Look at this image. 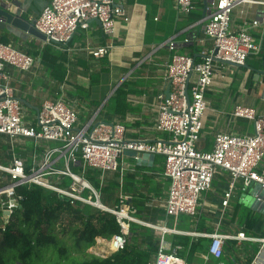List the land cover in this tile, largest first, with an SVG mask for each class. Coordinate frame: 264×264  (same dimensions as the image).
<instances>
[{
  "label": "crops",
  "instance_id": "0c3cea01",
  "mask_svg": "<svg viewBox=\"0 0 264 264\" xmlns=\"http://www.w3.org/2000/svg\"><path fill=\"white\" fill-rule=\"evenodd\" d=\"M50 1L0 0V9L14 17L9 20L0 15V41L36 59L29 71L6 66L28 122H36L45 99L63 98L77 109L80 124L93 119L123 124L126 141L155 142L169 137L168 133L156 128L159 95L167 94L170 88L167 63L174 52L191 55L199 61L203 51L213 47V40L199 23L209 0H194L196 8L190 15L179 11L176 0H115L125 9L130 21L126 23L120 19L112 39L104 35L101 25L95 21L81 25L66 45L67 50L45 44L42 37L28 28ZM263 16L264 0L240 3L232 13L231 28L237 30L248 23L260 50L252 53L241 67L215 61L214 83L206 94L209 109L203 116L199 141L202 149L212 148L217 132H254L252 121L232 116L236 104L254 107L264 114V21H260ZM255 20L260 22L254 25ZM171 37L177 40L174 51L158 47ZM187 37L189 42L184 41ZM108 41L114 44L108 55L94 57L85 49L87 45L97 47ZM60 64L65 67L62 79L56 77L54 70L55 65ZM41 152L42 148L36 147L31 140L12 141L0 136V163L4 165H10L14 155L31 164L33 154ZM164 163L165 157L161 154L141 156L138 160L125 151L119 158V168L107 173L106 181H118L119 185L112 190L115 195L106 202L102 198V203L112 209H117L122 202L128 205L130 220L127 221L126 239L132 240L134 233L138 237L136 241L142 244L147 235H155L160 246L161 231L149 225L161 226L166 222L178 230L164 235L167 251L172 252L180 246L177 254L189 262L190 248L174 245L172 236L189 237L191 243L205 240L208 251L211 238L194 233L217 230L236 235L243 231L251 237H264V211L250 208L244 213L242 207L247 203L249 191L255 192L253 186L244 189L243 181L238 180L229 206H223V197L232 183L231 175L223 170L216 172L211 188L202 194L196 215L183 214L177 220L167 217L165 201L170 179L164 174ZM110 240L99 237L97 248L101 249L100 244L105 242L109 248ZM261 246L257 241L228 239L220 259H213L208 252H199L192 263L251 264Z\"/></svg>",
  "mask_w": 264,
  "mask_h": 264
},
{
  "label": "built area",
  "instance_id": "2783aa9c",
  "mask_svg": "<svg viewBox=\"0 0 264 264\" xmlns=\"http://www.w3.org/2000/svg\"><path fill=\"white\" fill-rule=\"evenodd\" d=\"M253 3L255 0H209L206 13L200 20L204 32L213 40V47L203 51L202 59L174 52L167 63V79L170 94L159 95V108L156 128L169 137L155 142H134L125 140V126L93 119L79 123L77 109L63 98L45 99L39 108L36 122H28L23 113L20 99L11 84L6 66L21 71H29L36 63L35 57L0 41V136L31 140L42 148L34 153L31 164L14 155L10 165L0 163V209L3 219H9L23 199L21 187L32 189L35 185L51 189L67 197L71 203L79 201L116 215L122 233L111 238L109 249L115 253L125 249L126 234L130 219L128 205L122 202L117 209L102 203V191L87 177L88 169L99 171L103 185L108 172L119 168V158L126 150H135L164 155V174L170 179L168 196L165 201L167 217L197 214L200 198L208 191L218 170L231 175L232 183L225 193L222 204L228 207L238 180L244 189L252 186L259 201V211H264V114L256 108L236 104L232 116L253 122L254 132L247 134L217 132L210 150L199 147L203 116L209 109L207 91L214 83L215 61L229 60L245 65L248 57L260 50L248 23L240 29L231 28L234 9L240 3ZM179 11L190 15L195 7L194 0H176ZM98 18L104 35L112 39L117 31V22L126 23L130 17L115 0H51L39 17L35 27L46 36L45 44L61 50L81 25ZM264 21V16L260 21ZM259 20L254 21L257 25ZM185 42H189L187 37ZM112 41L85 49L94 57L111 53ZM174 51L177 40L174 37L158 45ZM264 96V95H263ZM80 166L79 172L74 170ZM63 178L70 179L69 185ZM243 189V190H244ZM159 229L162 239L155 258L149 264H196L177 254L180 246L167 251L166 233H176L177 228L166 222ZM211 238L208 254L220 259L225 252L228 239L257 241L262 244L258 256L251 264H264V237L255 238L245 232L236 235L214 231L198 234ZM207 257V260L209 259ZM203 264H211L205 262Z\"/></svg>",
  "mask_w": 264,
  "mask_h": 264
},
{
  "label": "trees",
  "instance_id": "16d2710c",
  "mask_svg": "<svg viewBox=\"0 0 264 264\" xmlns=\"http://www.w3.org/2000/svg\"><path fill=\"white\" fill-rule=\"evenodd\" d=\"M54 70L57 78L65 76L64 65H55ZM74 170L79 172L81 167L77 165ZM99 174L88 169L86 177L101 187L106 202L115 195L112 190L118 188L119 182L105 179L101 186ZM69 183L70 179L63 178L64 185ZM21 191L23 199L4 226H0V264H149L157 255L155 235H147L146 243L141 244L134 233L132 240L127 239L125 249L111 255L89 251L99 237L111 239L122 233L115 214L79 201L71 203L67 197L41 186L21 187ZM59 226H63L61 231ZM171 239L174 245L190 248L189 262L197 253L208 252L205 240L191 243L189 237L178 235Z\"/></svg>",
  "mask_w": 264,
  "mask_h": 264
},
{
  "label": "water",
  "instance_id": "95a60500",
  "mask_svg": "<svg viewBox=\"0 0 264 264\" xmlns=\"http://www.w3.org/2000/svg\"><path fill=\"white\" fill-rule=\"evenodd\" d=\"M0 15L8 18L9 20L11 18H14L10 13H8L6 10L4 9H0ZM92 21H95L97 22L99 25H101V21L98 19V18H95V19H91L89 20L88 22H92ZM28 28H30V32L39 36V37H42L44 40L46 39V36L41 33L39 30L36 29L35 27V24H31L28 26ZM218 61L220 62H223V63H226V64H230V65H234V66H245V65H240V64H237V63H234L232 61H229V60H221V59H218ZM170 94V88L168 89L167 91V95ZM128 142V141H127ZM134 142H142V140H135ZM127 153H131L133 156L137 157V159L139 160V158L142 156L143 158H147L149 157V154L148 153H144V152H138V151H135V150H126ZM256 189L258 188V186L255 187ZM254 188V190H256ZM251 196L249 198H247V204L249 205V208L253 209V210H256L259 208V201L257 200L256 196H255V192L254 191H249V193ZM247 194V195H248Z\"/></svg>",
  "mask_w": 264,
  "mask_h": 264
},
{
  "label": "rangeland",
  "instance_id": "374dc122",
  "mask_svg": "<svg viewBox=\"0 0 264 264\" xmlns=\"http://www.w3.org/2000/svg\"><path fill=\"white\" fill-rule=\"evenodd\" d=\"M250 196L251 195L248 194L247 195V198H249ZM242 207L245 209L244 210V213H246L247 211H250L249 210L250 209L249 208V205L246 202H245V205H242ZM2 216H3V213H2V211L0 209V226H4V223L9 220V219H3ZM57 229L59 231H61L63 229V226H59ZM59 235H60V237L61 236L64 237L62 233H60ZM100 247H101V249H98L97 246H95V248L93 246V247L89 248V251H93V252H96V253L101 254V255H104V256L111 255V251L108 248V244L106 242L104 244H100Z\"/></svg>",
  "mask_w": 264,
  "mask_h": 264
}]
</instances>
